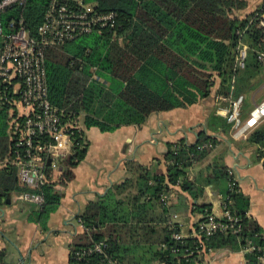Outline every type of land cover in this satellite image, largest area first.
I'll list each match as a JSON object with an SVG mask.
<instances>
[{
    "label": "trees",
    "instance_id": "obj_1",
    "mask_svg": "<svg viewBox=\"0 0 264 264\" xmlns=\"http://www.w3.org/2000/svg\"><path fill=\"white\" fill-rule=\"evenodd\" d=\"M92 1L97 11L117 15L115 32L91 33L44 52L48 98L66 119L81 116L86 130L112 133L122 127H140L152 114L186 109L208 98L216 78L220 80L218 96L238 98L244 90L254 91L253 79L264 66V60H258L264 54V28L260 25L264 3L241 17L238 14L247 9V0ZM49 2L28 0L24 7L4 14V26L7 29L22 16L35 35ZM242 45L250 53L249 60L245 54L240 60ZM9 110L0 104V164L10 154ZM247 110L243 105L240 117ZM216 120L229 129L225 119ZM72 142V151L60 169L45 167L44 204L30 218L43 231L60 206L56 186L74 179V170L87 153L83 130L75 131ZM217 142L200 133L193 145L183 139L167 143L164 170L157 161L152 167L126 162L128 172L132 167L130 177L89 202L77 216L88 232H81L71 246L69 264H202L208 250L238 252L246 239L262 234L258 224L247 217L248 203L238 190L231 194L230 211L241 220L239 235L229 232L199 240L190 236L173 239L182 229L170 225L172 216L199 213L201 218L193 224L197 229L212 214L210 205L198 203L204 188L228 184V169L222 166L211 167V173L200 176L202 179L189 177L190 169ZM246 142L264 159V121ZM19 186L16 168L6 161L0 167V197L13 191L30 192ZM171 190L176 191L175 204L167 199ZM185 195L196 203L187 207ZM228 195L227 185L224 199ZM95 243L105 245L104 255L111 263L99 255H92L89 261L73 257ZM6 255L0 250V264H8ZM258 255H245L247 264H264L259 263Z\"/></svg>",
    "mask_w": 264,
    "mask_h": 264
},
{
    "label": "crops",
    "instance_id": "obj_2",
    "mask_svg": "<svg viewBox=\"0 0 264 264\" xmlns=\"http://www.w3.org/2000/svg\"><path fill=\"white\" fill-rule=\"evenodd\" d=\"M247 3V9L240 12L239 16L244 17L253 12L264 3V0H247ZM262 73L263 76L264 70ZM95 81L101 82L100 79ZM219 87L220 80L216 78L208 98L186 109L152 114L140 127H122L112 133H101L96 128L86 130L83 126V118L80 116L81 128L88 144L87 153L74 170V179L65 186H56L61 202L57 211L50 216L47 230L43 231L38 224L30 221L37 208L18 201L16 199L18 193L13 191L0 197V250L6 252V262L8 264H69L71 246L77 242V236L83 232L77 216L89 202L105 195L114 185L130 177L125 163L139 161L136 159L135 149L145 126L146 160L139 163L146 166L160 160L163 166L161 168L159 165V168L162 170H164L167 143H175L183 139L186 144L193 145L200 133L216 138L217 144L210 146L209 154L190 169L189 177L204 178L211 173V167L216 166L231 171L239 193L248 203L247 217L254 220L264 233V159L260 160L257 148L246 142L249 134L260 123L249 132L246 139L235 138L229 124V129L223 128L216 118L224 119V109H228L230 102L236 97L218 96ZM254 88L251 94L255 97L256 93H259V98L253 101L252 106H246L248 110L241 117L247 118L254 106L264 99V76L254 81ZM110 134L115 136L114 140L107 137ZM112 140L114 143L108 146ZM150 148L155 150L154 153ZM6 161L2 162L0 167L5 165ZM227 185L224 182L219 187L206 186L198 203L210 205L212 214L220 217L224 200L223 192ZM175 189L178 190V187ZM185 198L188 200L187 207L196 203L186 195ZM167 199L175 204L176 191L171 190ZM175 215L177 216L175 223L179 224L184 232H191L193 224L201 218L197 212L186 211L183 215ZM202 264H247V261L240 251L220 250L207 254Z\"/></svg>",
    "mask_w": 264,
    "mask_h": 264
},
{
    "label": "built area",
    "instance_id": "obj_3",
    "mask_svg": "<svg viewBox=\"0 0 264 264\" xmlns=\"http://www.w3.org/2000/svg\"><path fill=\"white\" fill-rule=\"evenodd\" d=\"M27 1L0 0V104L10 108L8 134L11 146L7 163L16 168L18 184L30 190L18 193L16 199L39 209L44 204L41 187L45 182V167L60 169L72 151L75 131L82 130L78 118L66 119L49 101L44 52L91 33H114L118 22L115 13L97 11L92 0H50L35 35L27 29L22 16L9 23L6 29L4 14L24 7ZM260 25L264 28V15ZM258 60L263 61L264 54H260ZM93 79L99 80L96 75ZM242 106L243 96H239L224 109L223 115L232 127L234 137L246 139L249 132L264 121V99L254 106L244 121L240 117ZM227 173L229 195L222 202L221 216L208 215L205 222L199 223L197 229L192 228V233L188 234L175 223L177 216L173 215L170 225L176 224L182 229L173 235L175 241L188 236L199 240L201 236L208 238L215 233H241V220L230 211V197L238 192V186L232 172L228 170ZM78 223L83 232H88L80 221ZM104 248L103 243H95L74 253L73 257L78 261H89L92 255H99L111 263L104 255ZM212 252L208 250V254ZM240 252L244 255L256 252L259 263H263L264 233L246 239Z\"/></svg>",
    "mask_w": 264,
    "mask_h": 264
},
{
    "label": "rangeland",
    "instance_id": "obj_4",
    "mask_svg": "<svg viewBox=\"0 0 264 264\" xmlns=\"http://www.w3.org/2000/svg\"><path fill=\"white\" fill-rule=\"evenodd\" d=\"M241 48L243 49L242 53L245 54L247 60H249V51L247 50V47L245 45H242ZM262 70H264V66H262L259 70L260 74L255 77L254 79H257L259 80L260 78H262ZM97 77V76H96ZM253 81H256L254 80ZM257 83V82H255ZM260 92V91H259ZM242 96H243V105L245 106H252L253 104V101H256L258 98H259V93H256L255 97L252 96L251 92L247 91V90H244L242 92ZM255 98V100H254ZM79 119V124L81 126L82 124V118H78ZM245 118H242L241 117V120L244 121ZM146 128V126H145ZM143 129V131L140 133V142L136 145V149H135V154H136V159L139 160L141 163H143L145 160H146V129ZM162 129V128H161ZM106 135V134H105ZM108 138H112L113 140L115 139V136H111L110 135H107ZM89 138H91V135L89 134ZM112 140V142L108 143L110 146L112 143H114V141ZM95 142V140H92V142ZM139 145V146H138ZM138 146V147H137ZM150 147V146H148ZM151 152L154 153V149L150 148ZM120 152V151H119ZM122 152H123V149H122ZM139 161L136 162V165H140ZM152 164V163H151ZM150 164V165H151ZM158 164L160 165V167L162 168L163 164L161 163L160 160H158ZM146 165V164H145ZM154 166V164L151 165V167ZM129 172H132V167H129Z\"/></svg>",
    "mask_w": 264,
    "mask_h": 264
},
{
    "label": "water",
    "instance_id": "obj_5",
    "mask_svg": "<svg viewBox=\"0 0 264 264\" xmlns=\"http://www.w3.org/2000/svg\"><path fill=\"white\" fill-rule=\"evenodd\" d=\"M47 164L49 165V161L47 162ZM8 198H9V197L7 196V203H9V200H8Z\"/></svg>",
    "mask_w": 264,
    "mask_h": 264
}]
</instances>
